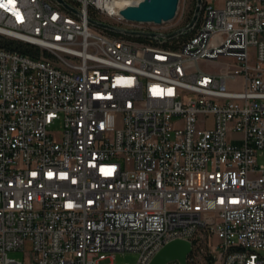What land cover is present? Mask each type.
<instances>
[{"label":"built area","instance_id":"2783aa9c","mask_svg":"<svg viewBox=\"0 0 264 264\" xmlns=\"http://www.w3.org/2000/svg\"><path fill=\"white\" fill-rule=\"evenodd\" d=\"M66 1L0 0V34L49 53L0 47V264H151L174 240L264 264V0H202L177 46L88 22L172 31L120 14L139 0Z\"/></svg>","mask_w":264,"mask_h":264},{"label":"water","instance_id":"95a60500","mask_svg":"<svg viewBox=\"0 0 264 264\" xmlns=\"http://www.w3.org/2000/svg\"><path fill=\"white\" fill-rule=\"evenodd\" d=\"M67 10L77 12L76 8L70 5L66 0H55ZM179 0H139L136 4H130L120 10V14L127 20H134L140 22H152L154 24H161L172 20L178 8ZM202 0H196L195 9L189 22L185 25L174 29L168 33L148 32L129 30L117 27L109 22L97 20L92 17L88 18V22L114 33H121L132 36L154 37L161 36L169 39L180 35L186 31L193 29L198 21ZM191 250V244L184 240H174L166 244L153 258L151 264H164L168 260L178 259L181 264H185L186 254Z\"/></svg>","mask_w":264,"mask_h":264},{"label":"rangeland","instance_id":"374dc122","mask_svg":"<svg viewBox=\"0 0 264 264\" xmlns=\"http://www.w3.org/2000/svg\"><path fill=\"white\" fill-rule=\"evenodd\" d=\"M195 5H196V0H179L175 17L170 21L156 25L157 28L174 30L185 25L187 22H189V20L192 17L195 9ZM101 19L106 22H111L110 19L104 16H102ZM62 129H63L62 119H56L49 127L50 132L56 138L59 137ZM258 163L264 166V151L258 155ZM213 240H211L212 243ZM207 241H205V246L206 248H209V246L207 245ZM262 254L264 256V252ZM9 256L16 259H22L23 253L21 251H9ZM137 258H138V253L135 251L116 252V255L114 257V262L115 264H121V263L136 264Z\"/></svg>","mask_w":264,"mask_h":264},{"label":"trees","instance_id":"16d2710c","mask_svg":"<svg viewBox=\"0 0 264 264\" xmlns=\"http://www.w3.org/2000/svg\"><path fill=\"white\" fill-rule=\"evenodd\" d=\"M192 32L193 31H188L187 33H183L182 35L174 37L171 39V41L166 42V44L170 43L171 46H177L179 41H181L183 38L187 37L188 35L192 34ZM138 38H140V40H145L143 37H138ZM0 47H4L10 50H16L23 54H27L31 57H38L41 52L44 53L45 55H49L47 50L41 49L32 43L24 42L1 34H0Z\"/></svg>","mask_w":264,"mask_h":264},{"label":"snow or ice","instance_id":"6c2138e0","mask_svg":"<svg viewBox=\"0 0 264 264\" xmlns=\"http://www.w3.org/2000/svg\"><path fill=\"white\" fill-rule=\"evenodd\" d=\"M101 171H105V168L104 167H101Z\"/></svg>","mask_w":264,"mask_h":264},{"label":"bare ground","instance_id":"6f19581e","mask_svg":"<svg viewBox=\"0 0 264 264\" xmlns=\"http://www.w3.org/2000/svg\"><path fill=\"white\" fill-rule=\"evenodd\" d=\"M201 11V10H200ZM155 26L158 25V24H154ZM138 37H143V36H138Z\"/></svg>","mask_w":264,"mask_h":264}]
</instances>
